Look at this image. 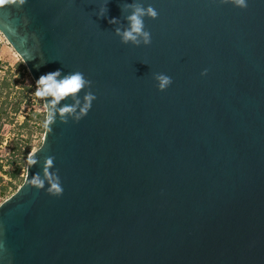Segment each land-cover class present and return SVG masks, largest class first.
<instances>
[{
  "label": "water",
  "instance_id": "1",
  "mask_svg": "<svg viewBox=\"0 0 264 264\" xmlns=\"http://www.w3.org/2000/svg\"><path fill=\"white\" fill-rule=\"evenodd\" d=\"M131 2L0 9V35L35 86L80 71L97 97L79 122L87 89L61 100L57 111L77 110L51 131L41 98L38 163L0 204V264H264V0H141L158 12L145 17L147 46L115 35ZM157 73L172 78L164 91ZM48 156L60 197L46 191ZM36 173L44 189L29 184Z\"/></svg>",
  "mask_w": 264,
  "mask_h": 264
},
{
  "label": "clouds",
  "instance_id": "2",
  "mask_svg": "<svg viewBox=\"0 0 264 264\" xmlns=\"http://www.w3.org/2000/svg\"><path fill=\"white\" fill-rule=\"evenodd\" d=\"M221 4H232L241 9L248 7L246 0H219ZM27 3V0H0V9H4L8 6H15L20 8ZM131 9L130 14L126 15L124 19L128 21L127 27H116L115 35L120 37L121 43L127 45L132 44L134 46L140 45H150L151 44V33L146 29L145 17L150 19H156L158 17V12L154 7L149 4L147 7L141 2V0H133L131 3L123 5V11ZM105 6L102 4L98 17H105ZM110 24H120L119 19H110L108 21ZM27 23V21H25ZM24 43H27V37H22ZM208 69H204L201 75H207ZM61 77V71L56 70L44 75L36 81L35 96L39 98H45L48 107V115L46 119V126L48 130L51 131V125H53L57 117H59L60 122L67 123L68 116L76 112L75 106L64 105L57 111V105L60 101L69 97L75 96L81 91H85L83 97V106L79 108V114L75 116L74 121L79 122L83 117H85L92 107L93 101L97 99L96 95L90 90L92 81L87 79L84 73L80 71L71 72L65 76ZM59 78V79H58ZM154 79L157 82V88L160 91L166 90L172 83V78L164 73H157L154 75ZM50 98V99H49ZM79 104V100H77ZM36 154H30L27 160L29 168L38 163ZM53 156H48L44 160L42 169L44 171V176L47 179L48 187L46 189L47 193L54 197H60L63 194V188L61 186L60 178L56 171H52L54 168ZM54 177V179H53ZM29 184L37 189L41 190L45 188V179H42L40 173H36L29 179Z\"/></svg>",
  "mask_w": 264,
  "mask_h": 264
},
{
  "label": "rangeland",
  "instance_id": "3",
  "mask_svg": "<svg viewBox=\"0 0 264 264\" xmlns=\"http://www.w3.org/2000/svg\"><path fill=\"white\" fill-rule=\"evenodd\" d=\"M0 72V76L3 78L2 84L0 83V124L3 131L5 132L11 124L13 114L17 113L21 108L29 109L33 106L36 110L28 114L27 119L31 118L28 122V127L22 126V137H18L19 140L14 141L13 145L17 153V165L12 171L6 172V179L0 177L1 204L12 196L21 185L25 176L27 158L42 143L45 130V109L42 99L36 97L34 94L36 86L27 71L24 73L25 75L22 80L19 78V73L14 67L10 69L0 64ZM17 168H19V172L16 178L13 179L9 173L14 172Z\"/></svg>",
  "mask_w": 264,
  "mask_h": 264
},
{
  "label": "built area",
  "instance_id": "4",
  "mask_svg": "<svg viewBox=\"0 0 264 264\" xmlns=\"http://www.w3.org/2000/svg\"><path fill=\"white\" fill-rule=\"evenodd\" d=\"M0 45H8L1 35ZM1 81H3V78L0 76V83ZM32 111H36L33 106H31L29 109L21 108L17 113L13 114L12 122L5 132L3 131V128L0 124V177L3 179H6L5 173L9 170L12 171L17 165V153L15 152L16 150L14 149L13 144L14 141L19 140L18 137H22L21 127L26 122L28 114Z\"/></svg>",
  "mask_w": 264,
  "mask_h": 264
},
{
  "label": "crops",
  "instance_id": "5",
  "mask_svg": "<svg viewBox=\"0 0 264 264\" xmlns=\"http://www.w3.org/2000/svg\"><path fill=\"white\" fill-rule=\"evenodd\" d=\"M0 64L7 66L11 69L14 67L15 70L19 73V78L22 80L24 78V73H26V69L20 63L17 55L13 52L9 45H0ZM5 79V76H4ZM19 80V79H18ZM2 84V83H1ZM13 172L9 173L10 177ZM7 176V173H6Z\"/></svg>",
  "mask_w": 264,
  "mask_h": 264
},
{
  "label": "trees",
  "instance_id": "6",
  "mask_svg": "<svg viewBox=\"0 0 264 264\" xmlns=\"http://www.w3.org/2000/svg\"><path fill=\"white\" fill-rule=\"evenodd\" d=\"M31 118H29V119H27L26 120V122L24 123V127H28V122H29V120H30ZM18 172H19V168H17L12 174H11V178H13V179H15L16 178V176H17V174H18Z\"/></svg>",
  "mask_w": 264,
  "mask_h": 264
}]
</instances>
